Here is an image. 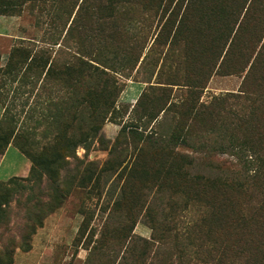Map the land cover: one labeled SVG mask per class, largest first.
Here are the masks:
<instances>
[{"label":"trees","instance_id":"trees-1","mask_svg":"<svg viewBox=\"0 0 264 264\" xmlns=\"http://www.w3.org/2000/svg\"><path fill=\"white\" fill-rule=\"evenodd\" d=\"M24 10L47 48L18 43L4 71L36 65L64 90L47 116L69 126L37 147L6 106L0 155L11 145L52 173L80 147L108 151L82 178L98 199L110 183L112 201L86 264H264V0H0V15ZM214 76L240 83L201 99ZM127 81L146 84L132 108L118 103Z\"/></svg>","mask_w":264,"mask_h":264},{"label":"rangeland","instance_id":"rangeland-1","mask_svg":"<svg viewBox=\"0 0 264 264\" xmlns=\"http://www.w3.org/2000/svg\"><path fill=\"white\" fill-rule=\"evenodd\" d=\"M37 15L38 12L27 10L19 16L0 15V124L8 106L9 112L16 114V122L11 125L26 137V142L41 147L58 143L60 140L53 138L54 132L65 131L69 126L66 112L56 124L47 116L50 99L64 96V90L58 91L54 81L40 75L36 65L26 70L24 67L20 71L16 69L12 75L4 71L10 51L18 43L24 42V46L32 47L34 52L47 48L43 43V30L36 26ZM50 49L59 64L66 62L64 53H58L59 45ZM239 83L238 77L214 76L201 99L237 90ZM145 86L127 81L118 103L132 108ZM180 94L181 91L176 96ZM119 129L116 122H106L101 135L112 142ZM14 150L11 149L4 163L0 155V264H86L92 245L88 247L87 242L91 235L93 239L98 237L112 201L104 195L110 183L101 190L102 196L98 199L95 189L90 192L89 188L81 187L85 183L82 178L86 176V164L96 163L100 169L108 151L97 143L90 150L80 147L74 156L56 165L52 173L38 167L26 176L9 178L17 165L12 155ZM83 213L89 215L90 223L81 237ZM134 232L149 236V230L141 224L136 225ZM98 261L96 263L100 264Z\"/></svg>","mask_w":264,"mask_h":264},{"label":"crops","instance_id":"crops-1","mask_svg":"<svg viewBox=\"0 0 264 264\" xmlns=\"http://www.w3.org/2000/svg\"><path fill=\"white\" fill-rule=\"evenodd\" d=\"M12 148L14 147L9 145L5 153L2 155V163L5 162L7 155L11 152ZM12 155L15 157L17 165L9 174V178L14 176H26L30 170L31 163L17 149L12 151Z\"/></svg>","mask_w":264,"mask_h":264}]
</instances>
